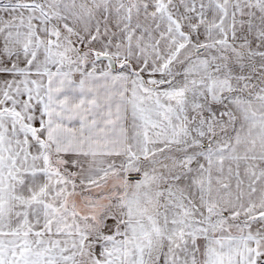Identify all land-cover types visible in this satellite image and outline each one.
Segmentation results:
<instances>
[{
	"label": "snow or ice",
	"instance_id": "snow-or-ice-1",
	"mask_svg": "<svg viewBox=\"0 0 264 264\" xmlns=\"http://www.w3.org/2000/svg\"><path fill=\"white\" fill-rule=\"evenodd\" d=\"M0 264H264V0H0Z\"/></svg>",
	"mask_w": 264,
	"mask_h": 264
}]
</instances>
